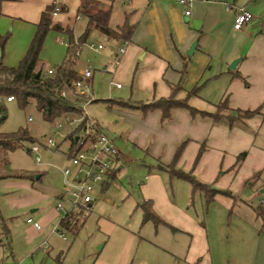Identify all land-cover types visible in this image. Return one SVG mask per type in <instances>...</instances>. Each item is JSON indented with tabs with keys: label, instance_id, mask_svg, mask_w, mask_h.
I'll list each match as a JSON object with an SVG mask.
<instances>
[{
	"label": "crops",
	"instance_id": "1",
	"mask_svg": "<svg viewBox=\"0 0 264 264\" xmlns=\"http://www.w3.org/2000/svg\"><path fill=\"white\" fill-rule=\"evenodd\" d=\"M253 1L255 3L258 0ZM123 3L129 5L127 11H117L115 0L113 3L104 0H19L3 3L0 8V34L9 35V40L1 58L2 64L9 67H16L19 64L34 37L42 13L49 6H60L61 11L59 13L56 15L52 13V21L64 28L71 29L75 39L82 35H75L77 21L85 19V24L82 27L84 28L83 32L87 27L88 21L84 12L93 14L100 10L111 9L110 27L112 29L121 26L126 19H129L130 24L135 25L136 29L131 41L126 45L101 35L97 31L91 34L92 36L97 33L109 41L107 53L100 60L101 76L104 77L106 74L111 76L108 83L109 91L122 90L124 85H130V97L128 99L109 98L107 100H120L129 103L144 102L134 100V94L145 95V102L169 97L172 88L181 79V71L184 66L183 57L187 56L190 58L188 74L183 82V89L176 95L177 99H184L193 88L201 87L197 96L189 98V104L198 110L214 112L215 105L229 97L230 107L233 109H260L264 112V91L262 96L251 102L238 99V93L243 91L242 86L236 80L238 78L231 72L243 73V69L241 73L238 70L241 60L235 69L230 68V64L236 61L237 55L232 52V54L221 56L222 53H217V51L215 53L214 51L225 45L222 37L227 33V30L230 32L247 31L252 20L241 30L234 29V21L235 14L240 8H245L252 13L250 5H237L236 2L229 3L228 0H193L190 6V15L186 16V8L180 5L177 0H125ZM115 16L118 17L120 23L112 25ZM25 33L26 39H21ZM212 34L215 35V42L210 43L207 39ZM29 36H31L30 39ZM20 40L22 43L18 44ZM56 41L67 45L61 38H56ZM194 42H197L194 54L189 56L187 52ZM102 46L101 50L95 52L106 49L104 45ZM122 47H125V53L120 56L119 63L115 67L114 60L118 57ZM43 63L45 65V62ZM139 63H141V67ZM51 69L53 68L46 69L45 67L44 70L47 72ZM92 70L91 78L83 79L81 76L83 79L82 91L90 96V100L84 106L86 112L87 106L98 101L95 99L93 90L95 70ZM82 71L78 69L80 75ZM90 88L91 91H89ZM245 90H251V86L247 84ZM121 109V113L128 117H133L134 113L140 112L127 108ZM260 114L263 113L260 111ZM143 117L141 125L147 133L143 143L146 142L147 138L153 136L156 154L164 151V159L168 165L173 160L177 146L186 140L189 141L177 168L185 172L192 171L198 180L209 184L218 191L214 202L207 204L203 194L197 193L192 196L190 188L192 203H194L195 196H199L201 201L204 219L200 227L196 220L184 214L180 208L166 198L157 176L148 180L147 188L152 186L157 188L160 193L157 195L148 192L150 198L145 200V204L150 205L151 212L158 220L157 222L156 220L149 221L154 222L155 225H168L167 222L169 221L174 223L171 218L175 215L184 218L186 221V228L183 230L187 231L190 236V243L182 256L174 257V264H264L263 223L257 213L259 208L264 209V201L259 206L254 207L240 197L246 194L249 199L256 198L258 193L264 192L261 191L262 187H258L260 174L264 168V148L257 145L256 135L253 134V129L260 128L264 121L254 117L247 120L246 123H240L229 128L226 125H214L210 119L200 117L192 119L189 113L182 109L173 110L172 119L164 124L160 123L158 111L150 112ZM91 119L98 126V130L104 133L103 127L98 121ZM69 128L70 133L68 135L76 130L73 127ZM68 135L65 136L63 142H69L65 155L70 160L68 154L70 141L66 139ZM204 142L206 149L199 162L195 163L201 144ZM34 145L39 146L38 144ZM40 146L49 148L46 145L40 144ZM30 153L34 155L31 151ZM120 161L121 157L117 162L116 169L111 171L108 174V179L98 187L100 191L97 189L96 199L117 178L118 172L122 168ZM35 176V174L28 173L0 172V182L4 184L3 188H13L9 189L7 193L0 192V198L8 195L10 206L15 208V211L30 210L27 223L30 224L29 220H32L42 227L41 230H37L33 224H30L37 236L46 235L50 232L49 229L51 234L56 231L54 229H57V232L65 230L61 220L68 213L70 205L64 197V186H62L63 191L61 193L55 194V198L57 205L59 202H64L63 210L65 205L69 207L67 210L65 209V215L62 216L61 211L63 210H59L57 205L55 209L43 211L44 208L39 206L43 203L46 195L32 183ZM63 177L66 181L64 173ZM40 178L38 176V179ZM10 181H30V184H23V189L21 184H10ZM19 189L23 190V196L18 197L16 195ZM244 209H250V213ZM77 210L79 209H74L70 214L75 216ZM38 212L40 215L36 218L33 217ZM3 218L6 227L0 226V228L9 244L13 230L10 229L7 219L4 216ZM144 218L145 213L143 221ZM149 221H144V223ZM173 230L177 229L173 228ZM31 240L27 238L26 243H31ZM44 245H46L45 241L39 247L43 248Z\"/></svg>",
	"mask_w": 264,
	"mask_h": 264
},
{
	"label": "rangeland",
	"instance_id": "2",
	"mask_svg": "<svg viewBox=\"0 0 264 264\" xmlns=\"http://www.w3.org/2000/svg\"><path fill=\"white\" fill-rule=\"evenodd\" d=\"M123 1L125 0H115L117 11L129 9V5ZM228 2L250 5L254 18L249 23L247 31L227 30L222 37L225 45L214 51L222 53L221 56L234 52L237 55L235 60H241L238 70L240 73L242 69L244 71L241 73V78L236 80L241 84L243 91L238 93V99L251 102L262 96L264 91V0H258L255 3L253 0H228ZM119 21L115 16L112 25L120 23ZM84 24L85 19L77 21L75 35L79 36L83 33ZM24 38L26 39V33L21 37V39ZM56 38H61L68 44L65 35L54 31L48 34L41 53V60L45 62L46 69L61 64L67 51V45L57 42ZM214 39L215 35L212 34L208 36L207 41L213 43ZM108 42L104 36L97 33L90 36L88 45H83L81 48L77 67L84 70L85 67L90 66L95 70L93 90L95 99L98 101L86 107L87 113L89 117L98 121L104 133L114 141L121 155L122 168L117 178L95 200L92 207L88 210L79 208L73 218L74 224L71 229L61 230V232L54 229L56 231L51 234L49 229L50 232L44 236L35 235L36 231L33 232L32 225L26 221L30 210L15 211V208L10 206L8 195L1 197L0 211L7 219L13 233L8 244L0 228V264L2 261L3 264H174V257L182 256L186 252L190 236L183 230L186 228V221L178 215L171 218L175 224L170 221L167 222L168 225H155L152 221L144 223L145 208L150 207L145 204V200L150 198L148 192L160 194L157 188L146 186L148 180L155 178L154 176L158 177L166 198L184 214L196 220L198 226H202L204 215L199 196H195L192 203L189 185L171 176L169 171L164 169L167 166L164 159L165 153L160 151L156 154L153 136L147 138L146 142H142L147 137V133L141 125L144 118L141 112L128 117L121 113V108L105 102L109 98L126 100L130 97L129 84L124 85L122 90L110 92L108 83L111 76L109 74L101 76L100 60L107 53ZM20 43L22 40L18 41V44ZM92 43L96 48L98 44H102L106 49L95 52L88 47ZM139 66L141 67V63ZM247 84L251 86L249 91L245 90ZM144 96L134 94L133 99L145 102ZM7 109V117L0 127L1 131L15 132L25 128L40 142L36 143L39 146L40 144L47 146V140L53 139L60 148L40 146L41 162L39 163L36 161L35 154L27 151L32 146L19 148L14 152H6L0 148V172L35 174V180L31 182L46 195L39 207L44 208L43 211L55 209L57 205L55 194L61 193L62 186L65 184L62 172L66 168H72L70 160L65 155L69 142H63L65 136L70 133V126L64 125L62 130H57L56 124L63 121H57L55 124L44 121L34 102L25 109H21L16 102L7 103ZM260 111L263 114L256 117L263 122L264 112ZM253 134L256 135L257 145L264 148V122L260 128L253 129ZM204 145L205 142L201 144V146ZM38 176L41 178L38 179ZM29 182L10 181V184L19 183L23 186V184H30ZM3 187L4 184L0 182L1 193H7L9 189H13ZM258 187H262L261 191H264V168L260 174ZM98 190L100 191V188ZM22 191L19 189L16 195L23 196ZM240 197L250 206L257 207L264 201V192L258 193L256 198L249 199L246 194ZM68 208L65 205L64 210L61 211L62 216ZM244 210L250 213V209ZM38 215L40 212L33 217L36 218ZM27 238L32 239L31 243H26ZM43 241L46 245L43 248L39 247Z\"/></svg>",
	"mask_w": 264,
	"mask_h": 264
},
{
	"label": "trees",
	"instance_id": "3",
	"mask_svg": "<svg viewBox=\"0 0 264 264\" xmlns=\"http://www.w3.org/2000/svg\"><path fill=\"white\" fill-rule=\"evenodd\" d=\"M19 0H0L1 5L5 2H16ZM113 3L114 0H104ZM85 7V6H84ZM55 6H49L42 13L41 19L37 24L36 32L28 47L24 57L16 67L4 66L0 62V127L7 117V103L16 102L21 109H25L31 102L35 103L36 109L42 115L44 121L54 123L61 120L65 115L80 117L84 113V106L90 100V96L81 90L75 88V84L79 81L83 82L81 75L78 72L77 61L80 50L83 45L88 42L89 37L95 31L114 39L120 43H129L133 37L136 26L130 24L129 19L117 27H110L111 9L100 10L90 14L84 12L87 18V27L85 31L75 39L73 31L69 28H64L58 23L52 21L51 15ZM63 34L68 39L67 51L61 64L45 72V65L41 60V52L47 35L51 32ZM9 40V35L0 34V52L3 56L6 44ZM184 66L181 71V79L179 83L172 88V93L167 98L151 102L129 103L120 100H107L108 104L116 105L117 107L138 110L143 116L150 112L158 111L160 113V123L164 124L172 119V111L176 109L186 110L192 119L200 117L210 119L214 125H226L229 128L240 123H246L247 120L260 115V109L257 110H241L230 107L229 97L224 98L215 105L214 112L201 111L189 104V98L198 95L201 87H195L188 92L184 99H177L176 95L183 89V82L188 74L190 58L183 57ZM236 78H241V74L236 71L231 72ZM39 74V76H38ZM64 93V95H63ZM12 97L13 101L8 102L7 98ZM112 108V107H109ZM84 122L70 135L67 140L70 141L69 151H72L75 145V137L84 127ZM98 130V126L95 123ZM99 131V130H98ZM39 143L31 133L20 128L15 132H3L0 130V148L6 152H14L19 148L31 147ZM189 141L183 142L176 148L172 162L165 166L171 175L179 180L187 182L191 188V194H203L206 198V203L214 202L217 190L213 189L209 184L198 180L192 173L185 172L177 168V164ZM206 147L201 146L196 157L195 163H198ZM28 152L31 148L27 149ZM69 158L71 155L69 154ZM259 217L262 219V230L264 231V209L257 210ZM74 215H66L62 218L61 224L65 229H71L74 224ZM158 221L150 207L145 208L144 221ZM0 226L6 227L4 218L0 211Z\"/></svg>",
	"mask_w": 264,
	"mask_h": 264
},
{
	"label": "built area",
	"instance_id": "4",
	"mask_svg": "<svg viewBox=\"0 0 264 264\" xmlns=\"http://www.w3.org/2000/svg\"><path fill=\"white\" fill-rule=\"evenodd\" d=\"M180 5L185 7V15H190V6L193 0H177ZM61 11L60 6H56L53 15ZM253 19V14L245 8H240L235 14L234 29L241 30L247 23ZM127 43H125L126 45ZM89 49L98 51L103 48L102 45L90 44ZM125 53V47L120 48L118 57L114 60V66L119 63L120 56ZM51 74L52 71H49ZM93 70L91 67L85 68L81 76L83 79L92 77ZM83 83L79 81L75 84L77 90L82 91ZM120 87V85H118ZM64 95V93H63ZM8 102L13 101L12 97L7 98ZM31 120V119H29ZM63 121L57 123V130H62L64 125L77 129L83 122L84 127L75 137V145L72 151H68L71 155L70 162L72 168L64 170L66 178L64 184V197L70 205V209L66 215H69L74 209L88 210L95 201V194L98 187L108 179V174L115 170L117 162L121 157L119 150L116 148L114 141L104 133L97 130L95 122L88 116L84 108V113L80 117L65 115L61 119ZM60 120V121H61ZM47 146L52 149H58V145L53 139L47 140ZM31 152L35 154L36 161H41L40 148L37 145L31 147ZM63 203L59 202L57 207L63 210ZM37 230L42 227L38 223L29 220Z\"/></svg>",
	"mask_w": 264,
	"mask_h": 264
},
{
	"label": "water",
	"instance_id": "5",
	"mask_svg": "<svg viewBox=\"0 0 264 264\" xmlns=\"http://www.w3.org/2000/svg\"><path fill=\"white\" fill-rule=\"evenodd\" d=\"M196 45H197V42H194V44H193V45L190 47V49L188 50L187 54H188L189 56H192V55L194 54V51H195ZM1 58H2V54H1V52H0V62H1ZM239 61H240V59L234 61V62L231 64L230 68H231V69H235L236 66H237V64L239 63ZM38 76H39V74H38Z\"/></svg>",
	"mask_w": 264,
	"mask_h": 264
}]
</instances>
